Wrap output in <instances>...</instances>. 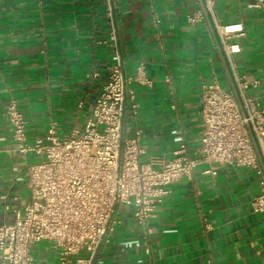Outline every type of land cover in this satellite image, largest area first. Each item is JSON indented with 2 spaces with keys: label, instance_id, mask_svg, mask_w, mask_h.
<instances>
[{
  "label": "crops",
  "instance_id": "0c3cea01",
  "mask_svg": "<svg viewBox=\"0 0 264 264\" xmlns=\"http://www.w3.org/2000/svg\"><path fill=\"white\" fill-rule=\"evenodd\" d=\"M112 1L123 70L135 75L140 69L132 85L136 112L126 106L123 124L129 135L140 132L141 160L168 161L180 145L191 153L202 131V85L215 80L234 92L206 22L187 21L199 0ZM247 2L219 0L215 14L223 25L240 26L242 35L229 40L237 47L235 72L258 82L249 94L264 103V18ZM106 12V0H0V225L13 219L5 205L23 209L28 191L22 172L35 160L13 151L5 109L14 103L23 115L28 144H45L51 124L58 137L81 129L114 63L103 43ZM205 169L166 188L149 222L147 247L124 208L109 243L90 261L83 253L71 264H264V213L249 206L258 189L255 174L230 165H214L215 175ZM30 253L36 264H57L48 243Z\"/></svg>",
  "mask_w": 264,
  "mask_h": 264
},
{
  "label": "built area",
  "instance_id": "2783aa9c",
  "mask_svg": "<svg viewBox=\"0 0 264 264\" xmlns=\"http://www.w3.org/2000/svg\"><path fill=\"white\" fill-rule=\"evenodd\" d=\"M218 1L199 0L200 9L187 21L206 22L222 51L234 92L224 90L215 80L202 85V131L199 147L191 153L180 145L168 161L161 157L141 160L140 132L129 135L130 128L123 124L126 106L132 115L136 112L132 85L140 69L135 75L123 70L112 0H106L108 32L103 43L112 50L114 63L107 68L83 127L58 137L51 124L45 144H28L23 115L14 103L6 107L3 115L12 128L13 151L31 154L35 160L22 172L28 191L23 209L5 205L13 219L0 225V264H36L30 251L44 242L55 252L57 264H71L83 253L90 261L109 243L124 208L130 209L147 247L153 233L149 222L166 188L180 179L191 180L200 166H206L203 173L211 175L216 174L214 165L252 171L258 189L250 211L264 213V103L249 94L258 82L235 72L232 55L237 47L229 40L242 35L241 28L218 21ZM246 6L264 18V0H248ZM82 262L76 260V264Z\"/></svg>",
  "mask_w": 264,
  "mask_h": 264
}]
</instances>
